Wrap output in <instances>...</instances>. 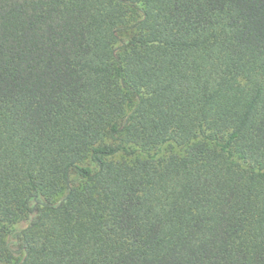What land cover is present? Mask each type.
Returning a JSON list of instances; mask_svg holds the SVG:
<instances>
[{"label":"trees","instance_id":"obj_1","mask_svg":"<svg viewBox=\"0 0 264 264\" xmlns=\"http://www.w3.org/2000/svg\"><path fill=\"white\" fill-rule=\"evenodd\" d=\"M0 264H264V0H0Z\"/></svg>","mask_w":264,"mask_h":264}]
</instances>
